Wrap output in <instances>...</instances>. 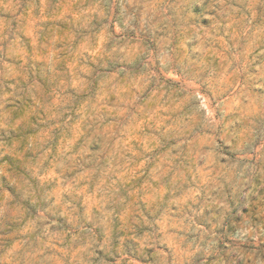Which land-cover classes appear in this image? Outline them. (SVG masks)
I'll use <instances>...</instances> for the list:
<instances>
[{
	"label": "rangeland",
	"instance_id": "1",
	"mask_svg": "<svg viewBox=\"0 0 264 264\" xmlns=\"http://www.w3.org/2000/svg\"><path fill=\"white\" fill-rule=\"evenodd\" d=\"M0 264H264V0H0Z\"/></svg>",
	"mask_w": 264,
	"mask_h": 264
}]
</instances>
